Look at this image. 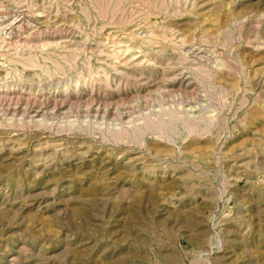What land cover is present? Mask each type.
Listing matches in <instances>:
<instances>
[{"label":"rangeland","instance_id":"rangeland-1","mask_svg":"<svg viewBox=\"0 0 264 264\" xmlns=\"http://www.w3.org/2000/svg\"><path fill=\"white\" fill-rule=\"evenodd\" d=\"M0 97V264H264V0H0Z\"/></svg>","mask_w":264,"mask_h":264},{"label":"bare ground","instance_id":"bare-ground-1","mask_svg":"<svg viewBox=\"0 0 264 264\" xmlns=\"http://www.w3.org/2000/svg\"><path fill=\"white\" fill-rule=\"evenodd\" d=\"M122 13H123V12H122ZM0 98H1V97H0ZM43 105H44V104H43ZM171 113H172V112H171ZM181 114H182V113H181ZM184 114H186V112H185ZM171 115H173V118H175V116H176L177 114L174 115V114L172 113ZM178 115H179V113H178ZM179 117H180V116H179ZM173 118H172V119H173ZM176 118H177V117H176ZM200 118H202V117L200 116ZM179 119H180L183 123H184V122H187V123H188V122H191V121H186L188 118L186 119L184 116L180 117ZM203 119H204V118H203ZM174 120H175V119H174ZM188 120H189V119H188ZM204 120H205V122H206V118H205ZM172 121H173V120H172ZM176 121H178L179 123L181 122V121H179V120H176ZM202 121H203V120H202ZM169 122H170V121H169ZM203 122H204V121H203ZM210 122H212V121H210ZM174 123H175V122H173V124H174ZM183 123H182V124H183ZM206 123H207V122H206ZM182 124L180 123V126H181ZM188 124H189V123H188ZM188 124H186V125H188ZM191 124H193V123H191ZM166 125H167V127H166V134H168V136H170V137H173L172 135H174L175 132H173L171 129H169V124H168V123H166ZM175 125H176V123H175ZM183 125H184V124H183ZM183 125H182V126H183ZM205 125H206V124H205ZM207 125H211V124L208 123ZM191 126H193V125H191ZM194 126H195V125H194ZM187 127H188V126H187ZM187 127H186V128H187ZM189 127H190V126H189ZM208 127H209V126H208ZM208 127H207V128H208ZM170 128H172V127H170ZM186 128H185V129H186ZM190 128H191V127H190ZM193 128H194V127H193ZM143 129H146V128H143ZM172 129H173V128H172ZM182 129H183V127H182ZM194 129H195V128H194ZM205 129H206V128H205ZM183 130H184V129H183ZM183 130H182V131H183ZM191 130H192V128H191ZM195 130H196V129H195ZM119 132H121V131L119 130ZM119 132H118V133H119ZM139 132H140V131H139ZM178 132H180V131H178ZM187 132H188V131H187ZM190 132H191V131H190ZM112 133H113V132H111V134H112ZM115 133H116V132H115ZM115 133H114V134H115ZM143 134H144V133H143ZM117 135H118V134H117ZM141 135H142V133H141ZM113 136H114V135H113ZM174 136H175V135H174ZM117 137H118V136H117ZM119 137H120V136H119ZM111 138L113 139L112 136H111ZM114 138H115V137H114ZM120 138H121V137H120ZM142 138H143V135H142ZM170 139H171V138H170Z\"/></svg>","mask_w":264,"mask_h":264}]
</instances>
